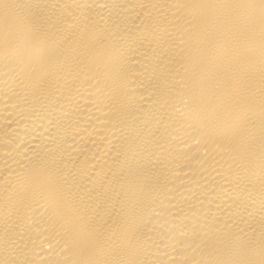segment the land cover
Here are the masks:
<instances>
[{
	"label": "bare ground",
	"instance_id": "bare-ground-1",
	"mask_svg": "<svg viewBox=\"0 0 264 264\" xmlns=\"http://www.w3.org/2000/svg\"><path fill=\"white\" fill-rule=\"evenodd\" d=\"M0 264H264V0H0Z\"/></svg>",
	"mask_w": 264,
	"mask_h": 264
}]
</instances>
